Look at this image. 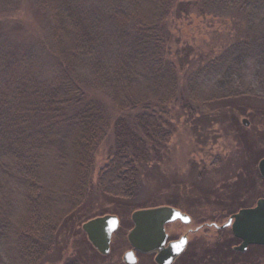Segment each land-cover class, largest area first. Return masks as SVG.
<instances>
[{
	"label": "trees",
	"instance_id": "1",
	"mask_svg": "<svg viewBox=\"0 0 264 264\" xmlns=\"http://www.w3.org/2000/svg\"><path fill=\"white\" fill-rule=\"evenodd\" d=\"M35 1L51 21L54 70L46 79H19L13 73L1 84L0 264H43L59 255L57 236L93 194L109 203L133 204L144 172L154 180L155 193H168L160 205H180L183 189L191 188L165 176L156 164L173 132L169 113L174 106L199 114L196 121L204 122V134L211 124L223 134L231 131L235 144L233 159L193 165L188 181L197 195L186 199L195 201L213 185L219 206L234 204L228 198L251 184L262 154L255 150L253 131L239 125L238 118L264 115V109L248 104L264 103V0H197L202 8L236 9L245 27L182 86L179 70L189 63L190 51L180 56L167 23L174 6L179 13L177 0H101L102 6L91 0ZM4 57L5 78L15 57ZM108 135L112 145L94 186V155ZM54 159L72 162V171L50 187L44 173ZM190 257L194 264L210 263L205 254Z\"/></svg>",
	"mask_w": 264,
	"mask_h": 264
},
{
	"label": "rangeland",
	"instance_id": "2",
	"mask_svg": "<svg viewBox=\"0 0 264 264\" xmlns=\"http://www.w3.org/2000/svg\"><path fill=\"white\" fill-rule=\"evenodd\" d=\"M91 1L94 6H102L101 0ZM177 3L181 5L179 13L174 10L178 6H174L167 23L173 38L179 42L178 51L180 56H183L186 53L185 51H190L189 63L179 70V85L182 86L186 83L189 74L203 64L206 59L217 55L225 46L241 37L245 23L242 20V15L240 16L235 11L236 9L202 8L198 6L197 0H177ZM42 11L35 0H0V57L4 59V55H9V57L14 55L15 57V61L11 62L10 70L5 78L2 74L5 61L0 62V88L3 79L6 82L13 73L14 77L21 76L19 79L31 76L36 79H46L53 73V54L50 40L51 21ZM104 99L107 105H110L108 99ZM248 104L250 106L258 105L259 109H264V103L262 102L249 101ZM199 111L203 115L207 113L210 115L205 107H199ZM216 113L214 112L212 115ZM186 114L182 112L179 106L171 108L169 120L173 132L167 142L166 149L156 164H159L160 172L165 176H170V179L183 180L182 182L191 188V192L186 193L195 197L197 195L196 189L193 186L190 187L188 181L194 177L191 173L193 165L203 162L208 167L216 157L222 159L232 158L235 144L231 137V131H225V134H223L218 131L216 125L211 124L209 130L204 134L201 129V126L205 127L204 122L196 121L199 114H189L187 112ZM242 119L247 120L249 123L245 128L249 132L253 131L257 142L255 150L262 153L261 156H263L264 115L261 112H253L251 116H240L238 118L239 125H242ZM225 125L223 123L220 126L224 127ZM111 145L112 136L108 135L98 145L95 152L91 174V182L94 186H96L97 172L105 164ZM71 171L72 162L67 163L54 159L49 162L44 175L49 179L50 183L48 185L55 187L61 180V176L67 178ZM226 172L227 170L220 174ZM144 173L141 175V180L145 177V182L140 186L139 199L133 204L109 203L97 193L93 194L89 198V204L82 210L81 215L67 222L63 231L57 236L59 255L57 253L51 255L43 264H63L74 258H77L79 264H123L121 255L128 247L125 233L130 225L131 212L138 208L166 203L168 198V193L164 189L157 191V193L154 192V180L151 179L150 175ZM171 191L169 193H172ZM179 191L181 192V189ZM183 191L186 190L183 189ZM257 195L258 193L255 192L254 197L248 195L246 201L239 198L237 202L230 206L232 210H236L239 206L252 204ZM17 205H19V202ZM212 210H214V215L210 213ZM227 212V210L221 211L220 207L216 211L210 207L200 205L192 209V216L196 223L202 219L208 220V218L222 222L225 220ZM104 214L117 215L121 222V228L113 235L110 252L102 256L88 248L85 243L83 244L86 237L81 230V224L93 217ZM194 225L195 223L182 226V224L176 222L169 224L167 230L170 233L178 234L188 228H193ZM212 233L214 232L211 230L207 235L203 233L191 235L189 248L192 250L198 245L197 250L200 252L204 245H212L213 237L210 235ZM244 257L250 262L254 260L253 264H264V246L250 247ZM137 264H152V262L147 255H142L137 257Z\"/></svg>",
	"mask_w": 264,
	"mask_h": 264
},
{
	"label": "water",
	"instance_id": "3",
	"mask_svg": "<svg viewBox=\"0 0 264 264\" xmlns=\"http://www.w3.org/2000/svg\"><path fill=\"white\" fill-rule=\"evenodd\" d=\"M244 125L247 120L242 119ZM257 169L264 178V157L257 163ZM180 220L187 223L189 218L170 206L159 205L138 208L131 212L132 227L126 234L130 249L122 255L124 264H135V252L139 254L155 253L153 261L156 264H171L183 251L186 238L165 245L166 233L164 225ZM119 226L116 215L104 214L93 217L81 224V230L92 248L100 255L109 253L110 239ZM230 226L234 237L241 242L239 251H244L248 245H264V201L258 200L254 207L242 208L231 215L221 227Z\"/></svg>",
	"mask_w": 264,
	"mask_h": 264
},
{
	"label": "flooded vegetation",
	"instance_id": "4",
	"mask_svg": "<svg viewBox=\"0 0 264 264\" xmlns=\"http://www.w3.org/2000/svg\"><path fill=\"white\" fill-rule=\"evenodd\" d=\"M248 124L249 123L247 122V124L244 125L242 122V126L244 127H247ZM263 157L264 155L259 157L255 163V172H256L255 176L256 177L251 182V184H249L248 182V183H244L240 188L236 187L237 189H235L234 191L235 194H233L235 195V199H232L233 195L230 194L231 196L228 198V201H227V202L229 201L237 202L239 198L244 199L246 201V199H248L247 198L248 195L254 197V192L258 193V195L254 199L252 204L239 206L236 210H231V211L230 209H226V208H229L230 205H227L225 206V208H223L219 206L217 203V196H216L217 190H216V187L213 185L210 186V188L207 191L204 190L205 192L203 194L200 195L198 193L199 196L198 198L194 199L195 201L187 200L186 196L188 195V193H186L187 191H185V194H183V198H181L180 200L181 201L180 205L175 206V205L164 204L166 206H170L174 209H177L178 211H180V213L185 214L189 218V221L187 223H183L180 220H175V221L169 222L164 225V231L166 233L165 245H167L169 242L178 240L182 236L186 238V244H185L183 251L180 253V255L176 259H174V261L171 264H194L192 263L193 260L190 261V258H191L190 256L195 257V256H201L204 254H205V257H207L210 260L208 261L210 262L209 264H212V263L213 264H253L254 263V260L250 262L247 259H245L244 255L247 253L250 247L262 246V245H248L244 251H239L236 249V247L239 246L241 241L233 236L230 226L221 227V225H223L228 220V218L234 213H236L238 210L242 208L254 207L256 202L260 199L264 201V178L260 176L258 169H257V163ZM231 191L232 189L229 192L233 193V191L232 192ZM200 205L204 207H208V208L210 207L212 209H215L216 211L218 207H220L221 211H226V210L227 211L229 210V211L225 214L226 216L225 220L222 222H217L216 220H213V218H208V220L202 219L196 223L192 216V209L199 207ZM210 213L214 215V210H212ZM118 220H119V226L111 236L110 244H109V252L111 250L113 235H115V233L121 228L120 219L118 218ZM176 222L182 224V226H186L192 223H195V225L193 228H188L186 231L182 233L174 234L172 232L171 233L168 232L167 226L169 224L176 223ZM131 227H132V223L130 221V225L127 228L126 233H125V239H126V234ZM211 230L214 232L210 234L213 237L212 245H207V246L204 245L200 252H198L197 250L198 245L195 246L192 250L189 248L191 244V240H190L191 235H194L197 233H203L207 235L210 233ZM127 246H128L127 249L122 253V255L130 249L128 242H127ZM134 254L136 257L135 264H137V257H141L142 255H147L150 258L152 264H156L153 261L155 253L139 254L135 252ZM122 255H121V262H122ZM233 255L235 256L234 258H233ZM207 258H205L204 260H208ZM199 264H202V263H199Z\"/></svg>",
	"mask_w": 264,
	"mask_h": 264
}]
</instances>
